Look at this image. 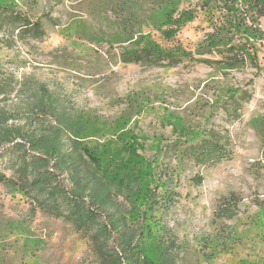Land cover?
Masks as SVG:
<instances>
[{"label":"rangeland","instance_id":"1","mask_svg":"<svg viewBox=\"0 0 264 264\" xmlns=\"http://www.w3.org/2000/svg\"><path fill=\"white\" fill-rule=\"evenodd\" d=\"M161 3L0 0V112L36 132L50 122L28 120L43 87L75 110L103 165L147 177L146 165H158V180L174 178L177 196L163 221L182 245L179 264H264V45L253 42L257 58L243 63L208 51L207 37L222 29L201 0L180 3L178 12L196 18L168 40L171 8ZM254 20L264 32V17ZM26 22L32 31L21 30ZM154 45L190 55L122 61L124 50ZM203 139L224 146L221 162L183 153ZM0 172L12 180L0 182V264H100L87 238L22 190L8 161ZM59 180L70 188L65 175Z\"/></svg>","mask_w":264,"mask_h":264},{"label":"trees","instance_id":"2","mask_svg":"<svg viewBox=\"0 0 264 264\" xmlns=\"http://www.w3.org/2000/svg\"><path fill=\"white\" fill-rule=\"evenodd\" d=\"M182 1L161 3H168L171 8L170 14H166V24L171 28L163 32L168 40L196 18L194 10L178 12ZM214 3L224 4V10L217 11ZM237 3L238 0H201V10L213 22L219 20L222 29L219 36L220 30L207 37L208 51L233 55L241 63L255 61L253 42L264 45V32L254 24V19L264 17V0H248L245 9ZM33 27L26 22L21 30L32 31ZM236 40L243 43L234 45ZM188 55L180 50L166 53L154 45L124 50L122 61L178 60ZM28 117L30 122L36 117L50 122L40 123L36 132H30L28 121L24 125H9L14 116L0 112V161H8V169L19 174L22 190L41 210L70 222L88 239L100 264L180 263L182 245L163 221V212L177 196L172 187L173 177L158 180L154 175L158 165H146L144 170L150 171V177L142 170L103 165L98 157L101 151L84 140L87 126L77 119L75 110L55 100L43 87L31 104ZM262 139L264 144V131ZM183 153L199 163H217L224 159L225 148L203 139L190 144ZM259 163H264V151ZM64 175L70 188L59 180ZM0 182L10 184L12 180L0 172Z\"/></svg>","mask_w":264,"mask_h":264}]
</instances>
